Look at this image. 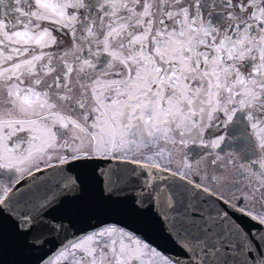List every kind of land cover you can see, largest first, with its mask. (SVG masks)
<instances>
[{"label": "snow or ice", "instance_id": "snow-or-ice-1", "mask_svg": "<svg viewBox=\"0 0 264 264\" xmlns=\"http://www.w3.org/2000/svg\"><path fill=\"white\" fill-rule=\"evenodd\" d=\"M241 110L259 158L225 197L200 181L220 182L217 133ZM262 153L264 0H0V223L38 264H264ZM88 193L155 217L178 251L118 220L48 255L73 227L51 213Z\"/></svg>", "mask_w": 264, "mask_h": 264}, {"label": "water", "instance_id": "water-1", "mask_svg": "<svg viewBox=\"0 0 264 264\" xmlns=\"http://www.w3.org/2000/svg\"><path fill=\"white\" fill-rule=\"evenodd\" d=\"M51 215L70 220L73 227L70 233H62L58 239L50 242L44 250L48 255L54 254L62 242L89 232L100 222L115 223L118 220L129 224L134 231L143 232L160 250L172 253L178 251L164 235L160 222L150 214L132 213L130 202L98 205L94 194L88 193L78 201L66 202ZM41 255L24 243L23 238L14 231L11 220L5 217L0 223V264H38Z\"/></svg>", "mask_w": 264, "mask_h": 264}, {"label": "flooded vegetation", "instance_id": "flooded-vegetation-1", "mask_svg": "<svg viewBox=\"0 0 264 264\" xmlns=\"http://www.w3.org/2000/svg\"><path fill=\"white\" fill-rule=\"evenodd\" d=\"M226 117L221 114L220 120H224ZM219 123V120L217 121ZM249 124L247 121L246 111H239L233 118V121L229 122L226 126L221 127V131L217 134L224 135L225 139L220 146V149L215 150L220 153L223 157L219 167H223L225 171L223 174L217 172L216 170L209 167V171L213 175L217 176L219 181L223 183L212 184L207 179L200 181L204 186H207L212 191H217L222 193L225 197L231 196L233 194V187L235 184H240V191H243L248 185L249 181L246 178H239L238 170L241 163L248 164L250 159H258V156H255L254 153L250 150H247L248 144L250 143V138L248 136ZM23 136L25 141L28 139V133H20L17 137H13L10 140V144H14L19 137ZM26 143L22 145L25 147ZM181 149H177V159H180ZM185 156L187 158H198L203 160L208 157L209 153L202 149L199 145H190L189 150L187 148L183 149ZM202 154V155H201ZM201 155V156H199ZM235 158L237 163L233 165L232 159ZM258 169V165H255ZM14 175V170H0V179L11 178ZM207 175V174H205ZM224 181H230L225 185ZM259 200V199H258ZM257 210H259V203H257Z\"/></svg>", "mask_w": 264, "mask_h": 264}, {"label": "clouds", "instance_id": "clouds-1", "mask_svg": "<svg viewBox=\"0 0 264 264\" xmlns=\"http://www.w3.org/2000/svg\"><path fill=\"white\" fill-rule=\"evenodd\" d=\"M261 156L264 157V153H262ZM176 164H177V166H179L180 159H176ZM220 183H223V181H220ZM249 192H251V195L249 196V199H252L253 197H255L257 200L261 199V198H264V197L257 196L256 193L251 191V189H249Z\"/></svg>", "mask_w": 264, "mask_h": 264}]
</instances>
